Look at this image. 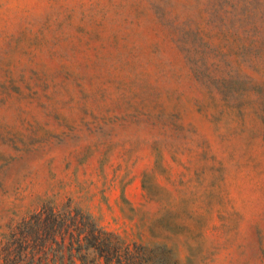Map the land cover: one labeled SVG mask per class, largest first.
I'll list each match as a JSON object with an SVG mask.
<instances>
[{"label": "rangeland", "instance_id": "rangeland-1", "mask_svg": "<svg viewBox=\"0 0 264 264\" xmlns=\"http://www.w3.org/2000/svg\"><path fill=\"white\" fill-rule=\"evenodd\" d=\"M0 264H264V0H0Z\"/></svg>", "mask_w": 264, "mask_h": 264}, {"label": "trees", "instance_id": "trees-1", "mask_svg": "<svg viewBox=\"0 0 264 264\" xmlns=\"http://www.w3.org/2000/svg\"><path fill=\"white\" fill-rule=\"evenodd\" d=\"M63 217L59 220L57 225H54L53 223L50 224V230L52 234H55L54 232H61L62 230V236L64 237L66 233H69L71 235V238H75V236H80L82 233H85V235H90L91 237L95 238L97 234L95 232L98 231L95 225H86L84 222V217L83 216H78V217H70L66 213ZM72 244V243H71ZM108 243H102L101 246H106L108 247ZM87 250V249H86Z\"/></svg>", "mask_w": 264, "mask_h": 264}]
</instances>
